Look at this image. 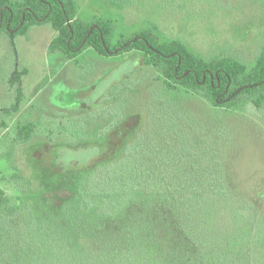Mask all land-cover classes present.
Listing matches in <instances>:
<instances>
[{
  "label": "rangeland",
  "instance_id": "374dc122",
  "mask_svg": "<svg viewBox=\"0 0 264 264\" xmlns=\"http://www.w3.org/2000/svg\"><path fill=\"white\" fill-rule=\"evenodd\" d=\"M76 1L80 20H112L111 43L150 29L161 37L183 38L208 57L229 53L250 64L264 44V5L259 0H134L119 10L102 0ZM54 35L49 23L31 25L11 40L0 32V187L19 218L16 228L8 230V240L1 216L10 214L0 212V253L13 242L21 247L32 241L35 246L58 233L45 209L53 198L44 188L69 185V171L100 153V142L131 112L143 120L149 117L145 126L150 133L158 124L150 120L151 113L163 110L158 98L160 91L163 100V90L150 80L151 70L139 64L140 52L101 55L86 49L65 60L48 48ZM15 68L25 70L20 93L8 82ZM154 91L158 96L150 98ZM169 109L166 114L179 132L175 144L193 156L196 181L213 188L205 196V221L225 247L243 255L237 264H264V105L220 110L192 98L178 100ZM28 123L33 132L22 144L17 131ZM187 125H193L190 140L184 136ZM45 138L52 140L47 150ZM36 153L41 155L38 160ZM57 162L61 170L53 173ZM41 169L45 182L40 181ZM20 178L23 191L15 185ZM245 247L250 249L248 257ZM38 251L41 254V248ZM6 254H0V264H29L21 254Z\"/></svg>",
  "mask_w": 264,
  "mask_h": 264
},
{
  "label": "trees",
  "instance_id": "16d2710c",
  "mask_svg": "<svg viewBox=\"0 0 264 264\" xmlns=\"http://www.w3.org/2000/svg\"><path fill=\"white\" fill-rule=\"evenodd\" d=\"M102 1L119 10L134 0ZM259 1L264 5V0ZM236 2L232 0V4ZM78 9L76 0H0V32L11 40L31 25L49 23L55 35L48 48L60 51L65 60L86 49L101 55L138 51L139 64L151 70L150 80L158 83L164 94L163 100L160 91L159 96L154 91L149 97L158 96L163 110L151 113L150 120L154 118L158 124L150 133L145 126L149 117L143 120L131 112L100 142V153L84 167L69 171V185L44 188L53 198L45 209L58 233L35 246L32 241L21 247H17L18 241L13 242L0 254H21L29 264L33 259L35 264H237L243 255L225 247L205 221V196L213 188L196 181L190 161L193 156L179 151L175 144L177 125L166 113L170 104L192 98L220 110L243 109L249 104L261 108L264 44L254 52L256 57L250 64L229 53L208 57L183 38L161 37L150 29L111 43L112 20L83 21L77 17ZM177 11L181 12V7ZM24 74V69L15 68L9 77L17 93ZM13 110L18 111L17 105ZM192 127L187 125L184 133L189 140ZM32 132V124L23 125L16 140L24 144ZM48 140L52 141L45 138L46 150L50 148ZM35 158L41 155L36 153ZM41 170L40 181L45 182L47 175ZM60 170L58 162L51 167L53 173ZM21 178L15 185L23 191ZM0 208L1 213L7 210L10 214L6 219L1 216L7 223L5 238L9 240L8 230L19 224L18 209L10 205L9 195L1 187ZM245 251L248 257L249 247Z\"/></svg>",
  "mask_w": 264,
  "mask_h": 264
},
{
  "label": "flooded vegetation",
  "instance_id": "af4514ba",
  "mask_svg": "<svg viewBox=\"0 0 264 264\" xmlns=\"http://www.w3.org/2000/svg\"><path fill=\"white\" fill-rule=\"evenodd\" d=\"M51 52H53V53H60V54H62L60 51H51ZM96 52V51H95ZM97 53V52H96ZM97 54H99V53H97Z\"/></svg>",
  "mask_w": 264,
  "mask_h": 264
}]
</instances>
